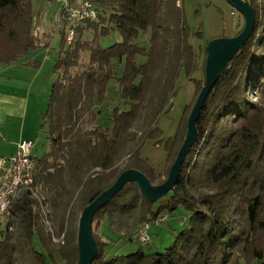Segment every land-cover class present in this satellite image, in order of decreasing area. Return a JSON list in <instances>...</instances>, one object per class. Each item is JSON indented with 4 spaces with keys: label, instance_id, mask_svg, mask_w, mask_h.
<instances>
[{
    "label": "trees",
    "instance_id": "obj_1",
    "mask_svg": "<svg viewBox=\"0 0 264 264\" xmlns=\"http://www.w3.org/2000/svg\"><path fill=\"white\" fill-rule=\"evenodd\" d=\"M249 2L257 15L254 32L209 94L197 121L199 138L175 189L152 202L136 182L127 183L94 217L99 252L93 264H264V54L258 52L264 46V0ZM92 3L98 17L76 27L73 42L61 30L56 78L41 126L49 149L35 157L37 195L24 191L6 214L13 230L8 227L0 239V264H78L85 207L128 169L142 171L154 185L167 180L205 85L210 40L196 49L192 36L202 32H192L182 0ZM33 20L32 0H0L1 63L17 64L47 45L36 36ZM112 32L121 40L104 46L102 39ZM140 56L146 61L140 63ZM201 69L204 78H194ZM182 70L195 81L196 94L165 143L167 161L159 171L142 150L150 139L162 142L159 120L170 110ZM113 79L120 97L110 110L113 126L107 127L103 113ZM180 206L191 211V225L164 251L139 247L127 255L111 254L97 233L104 219L112 231L131 220L141 228ZM42 207L56 237L63 236L59 242Z\"/></svg>",
    "mask_w": 264,
    "mask_h": 264
},
{
    "label": "rangeland",
    "instance_id": "obj_2",
    "mask_svg": "<svg viewBox=\"0 0 264 264\" xmlns=\"http://www.w3.org/2000/svg\"><path fill=\"white\" fill-rule=\"evenodd\" d=\"M66 1L72 4L82 2H78V0H32L34 32L47 45L31 51L30 56H37L39 60L44 61L43 72L50 81L48 86L49 90L44 98L46 102L44 101L41 104V113H44L46 110L52 85L56 78L53 70L62 45L61 25L57 23L56 17ZM182 3L192 32H196L199 29L202 32V37L192 36V42L198 50L204 47L208 40L235 36L245 23L243 15L226 0H182ZM45 33L47 36H44ZM120 40L119 33L112 32L109 37L102 39V44L109 46ZM258 52L260 55H263L264 46H260ZM138 61L143 63L146 61V57L140 56ZM193 77L203 79V70L196 71ZM195 94V81L189 79L185 71L182 70L177 79L176 94L172 98L170 110L159 120V127L163 130L162 142L157 145L156 139H150L142 150V156L148 159L159 171L162 170L167 161L168 152L165 143L170 137L175 136L184 109L194 99ZM119 97V83L116 79H113L107 88V104L109 109L103 113V124L107 127L113 126L110 119V110L114 104H117ZM42 123L43 118L41 115L39 134L35 138V146L31 150V155L34 157H42L49 149V140L47 139L46 132L45 130H41ZM131 147L132 144L127 147L123 154V159L127 157V153ZM191 214L190 210L184 206H180L169 215L168 219L150 225L149 233L151 235V243L149 245H141L134 240V234L139 229V227L135 228L134 220L129 221L126 227L118 224L115 226L116 229L112 231L108 219H104L101 226L97 228V233L103 240L109 243L108 252L111 254L127 255L136 251L139 247H142L146 251H164L173 244L176 236L183 229L191 225ZM6 225L7 221H4L2 228L6 227ZM129 232L131 233L126 234Z\"/></svg>",
    "mask_w": 264,
    "mask_h": 264
},
{
    "label": "water",
    "instance_id": "obj_3",
    "mask_svg": "<svg viewBox=\"0 0 264 264\" xmlns=\"http://www.w3.org/2000/svg\"><path fill=\"white\" fill-rule=\"evenodd\" d=\"M245 18L243 30L233 37H219L210 40L207 45L206 80L197 101L188 119V126L184 142L178 156L171 167L167 180L158 185L151 183L150 179L140 170H125L116 182L92 203L85 207L79 221L78 247L79 263L93 264L99 252L97 240L93 233V221L97 211L120 193L125 185L136 182L142 193L152 202L166 196L174 190L179 179L182 166L196 144L200 130L197 121L205 106L206 100L214 86L224 74L230 62L251 38L257 21L256 10L249 0H226Z\"/></svg>",
    "mask_w": 264,
    "mask_h": 264
},
{
    "label": "crops",
    "instance_id": "obj_4",
    "mask_svg": "<svg viewBox=\"0 0 264 264\" xmlns=\"http://www.w3.org/2000/svg\"><path fill=\"white\" fill-rule=\"evenodd\" d=\"M43 63L30 53L17 64L0 62V156L12 157L24 140L35 146L43 118L41 104L50 82Z\"/></svg>",
    "mask_w": 264,
    "mask_h": 264
},
{
    "label": "built area",
    "instance_id": "obj_5",
    "mask_svg": "<svg viewBox=\"0 0 264 264\" xmlns=\"http://www.w3.org/2000/svg\"><path fill=\"white\" fill-rule=\"evenodd\" d=\"M98 12L94 8L92 0H83L79 4H72L68 1L64 2L62 9L56 17V21L61 25L60 29L67 30V42L71 43L75 37V29L86 20H96ZM68 27V28H67ZM34 143L29 140H24L19 143L18 150L12 157L0 156V239L3 238L6 229L13 230L12 226L2 228L4 221H7L6 214L9 212L12 204L24 191L30 189L36 196L33 190L34 172L36 167L35 157L31 155V150ZM42 212L46 217V222L53 232V240L59 242L62 237H56L52 222L49 221V213L45 207H42ZM166 215L156 221L159 223L168 219ZM150 224H146L138 229L134 234V239L147 244L151 241L149 233Z\"/></svg>",
    "mask_w": 264,
    "mask_h": 264
}]
</instances>
